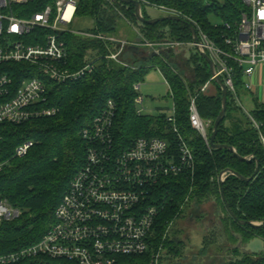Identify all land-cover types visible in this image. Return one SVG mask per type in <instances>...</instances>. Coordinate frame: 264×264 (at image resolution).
Returning a JSON list of instances; mask_svg holds the SVG:
<instances>
[{"label": "trees", "instance_id": "1", "mask_svg": "<svg viewBox=\"0 0 264 264\" xmlns=\"http://www.w3.org/2000/svg\"><path fill=\"white\" fill-rule=\"evenodd\" d=\"M146 1L173 7L191 16L219 44L224 42L223 23L229 22L235 26L241 19L242 11L247 9L243 0H212V4H206L203 0ZM55 2L34 0L12 4L10 10L17 16L29 18L48 5L55 6ZM144 4V16L152 18L144 10ZM211 15L218 18V22H212ZM75 16L92 20V27L81 31L93 35L71 31L60 33L68 50L67 65L71 70H78L93 62V71L72 82L46 81L48 98L42 107H54L56 114L22 124H0V161L6 162L0 172V197L20 212L16 218L0 221V253L33 244L51 228L57 206L86 161L88 143L82 136V130L103 111L107 101L113 99L118 106L113 133L116 142L123 148L130 146L136 138L157 136L167 139L176 152L178 136L173 129L176 125L195 156L193 172L162 181L154 198L163 202L165 208L155 222L150 249L145 255L127 256L131 264H150L152 254L160 247L164 249L165 264H180L177 259L183 256L184 241L177 235L170 237V232L165 238L164 235L170 230L169 225L180 219L192 203L200 204L211 198L216 200L221 214L220 235L227 242L239 243L231 250L233 258L221 264H264V251L251 253L242 249L254 237L264 239V226L242 225L232 217L223 200L219 178L220 173L228 168L251 177L258 159L260 170L250 181L228 175L223 182V191L239 220L264 221V142L261 138V135L264 136V104L246 112L228 92L226 116L219 125L215 139L216 143L235 147L241 156L253 157L251 160H240L229 149L211 148L189 122L191 95H197L202 118L212 122L210 136L222 109V89L217 84L215 93L201 90L212 74L208 61L199 51L193 48V56L184 64L194 70V76L188 78L185 69L173 60L176 57L173 49L154 53L149 47L140 45L143 53L139 54L130 51L128 45L115 60L109 55L117 51L116 43L98 37L119 36V24L125 21L139 29L140 37L136 34L139 44L190 42L193 35L187 20L141 23L135 14V5L120 0H78ZM50 32L49 29L36 27L30 38ZM29 41L36 43V40ZM128 41H132V38H128ZM11 67L17 71L11 73L16 76V82L31 76L21 74L25 69H30L28 63H15ZM154 68L164 74L170 85L175 122L169 121L166 114L150 115L138 111L135 99L139 93L135 85L142 83L146 74ZM235 85L237 90L244 86L241 68L236 69ZM26 140H32L34 145L26 155L16 156V147ZM50 261L52 264H79L61 258H51Z\"/></svg>", "mask_w": 264, "mask_h": 264}, {"label": "built area", "instance_id": "2", "mask_svg": "<svg viewBox=\"0 0 264 264\" xmlns=\"http://www.w3.org/2000/svg\"><path fill=\"white\" fill-rule=\"evenodd\" d=\"M30 1L34 0H0V124H22L56 114V108L42 107L48 98L46 81L72 82L94 69V63L89 62L78 70H71L67 65V46L60 38L64 31L93 35L69 27L76 18L78 0H56L55 6L48 5L29 18L17 16L10 10L12 4ZM139 1L165 15L179 16L196 27L198 41L192 40L189 44L199 52L208 53L213 60L215 74L211 75L210 82L220 77L241 105L235 85L236 69H242L244 86L251 89L248 78L264 62V0H243L247 9L242 11L240 21L235 26L224 22L221 27L223 44L210 38L191 16L182 11ZM203 1L212 4V0ZM70 7L72 10L67 15ZM36 27L51 32L30 38ZM98 37L116 43L117 51L109 55L115 60L126 46L133 44L114 36ZM31 39L36 43H31ZM134 44L147 46L154 53L162 50L160 43ZM163 44L167 49L182 45L178 41ZM15 63H28L30 69L21 74L31 76L16 82V76L11 74L17 72L11 67ZM209 83L201 90L205 91ZM139 87L135 85L136 90ZM135 102L143 105L144 97L138 95ZM117 111V103L109 99L103 111L82 130L88 143L86 161L57 206L51 228L33 244L0 253V264H52L51 258L79 264H131L127 256L145 255L149 251L155 222L165 208L163 202L154 198L155 193L164 179L193 172L195 156L176 125L173 128L178 136L176 152L167 139L157 136L136 138L130 146L123 148L113 133ZM138 111L142 113L140 108ZM168 120L175 122L174 112ZM189 122L210 145L212 122L202 118L197 95L190 96ZM254 123L259 128L258 123ZM261 138L264 142L263 135ZM33 145L32 140H26L16 147L15 155H26ZM5 164L0 161V172ZM19 214V210L0 197V221L16 218ZM163 250L160 247L152 254L150 264H165Z\"/></svg>", "mask_w": 264, "mask_h": 264}, {"label": "rangeland", "instance_id": "3", "mask_svg": "<svg viewBox=\"0 0 264 264\" xmlns=\"http://www.w3.org/2000/svg\"><path fill=\"white\" fill-rule=\"evenodd\" d=\"M143 8L151 16H165L162 11L147 4H144ZM211 20L212 22H218L219 19L211 15ZM92 24V20L89 18L76 17L69 27L74 30H84L90 29ZM119 29V36L134 38L136 34H138V37H140L139 29L129 22H120ZM165 42L172 41L160 42L162 49H167L166 45L163 44ZM178 42H181L182 45L174 46V48H172L175 51L174 55L176 56L173 60L177 61L182 69H185L186 76L190 78L194 76V70L187 68L184 64L191 59L194 50L188 41ZM209 82L210 80L207 83ZM209 85L203 92H208ZM238 90L240 92V88H238ZM138 93L144 97L143 105H137V108H140L143 114L169 115L174 112V101L171 95L170 86L167 83L164 74L158 68L151 69L146 74L144 81L140 84ZM241 99L244 104V109L249 112L252 111L253 108L244 100L243 96H241ZM250 119L253 122L251 117ZM220 216L221 214L219 212L218 204L215 199L211 198L200 204H195V202L192 203L191 207L186 210L185 214L171 225L169 230L170 237L177 235L185 244L183 256L177 259V263L221 264L226 260L233 258L231 250L239 243L233 244L227 242L225 238H222L219 232Z\"/></svg>", "mask_w": 264, "mask_h": 264}, {"label": "water", "instance_id": "4", "mask_svg": "<svg viewBox=\"0 0 264 264\" xmlns=\"http://www.w3.org/2000/svg\"><path fill=\"white\" fill-rule=\"evenodd\" d=\"M123 3H132L135 5V14L137 19L141 22V23H148V24H155L158 23L160 21H164V20H176V21H185L183 18L176 16V15H165V16H158V17H152V18H146L143 14V9H142V3L139 0H120ZM191 28L192 31V35H193V42L198 41V34H197V30L196 27L191 24L190 22H187ZM129 50L133 51L135 53H139L142 54L143 50H141L139 48L138 45L135 44H131L129 46ZM202 54V56L208 61L209 65H210V70H211V74L214 75L215 74V65L213 60L211 59V57L208 55V53L206 52H200ZM215 81L219 84L220 88L222 89V109L218 115V117L216 118L213 128H212V133L210 136V146L211 148H225V149H229L230 151H232L240 160L243 161H249L251 160L253 157H245V156H241L239 155V153L237 152L236 148L228 145V144H219L215 142L218 130H219V125L221 123V121L225 118L226 116V112H227V102H228V89L226 87V85L224 84V82L222 81V79L220 77H216ZM260 170V161L257 159V164H256V169L255 172L253 174V176L251 177H246L244 175H242L240 172L228 168L225 169L224 171H222L220 173V181H221V187H222V196H223V200L225 202L226 208L229 211V213L232 215V217L234 219H236L237 221H239L240 224L245 225H251L252 227H262L264 226V221L263 222H256V221H245V220H239L237 218V216L235 215V213L232 211L231 207L229 206L227 199L224 195V191H223V182L225 181L226 177L228 175H235L238 178L244 180V181H250ZM242 249L246 252H251V253H259L261 251H264V239H262L261 237H254L251 240H249L243 247Z\"/></svg>", "mask_w": 264, "mask_h": 264}, {"label": "crops", "instance_id": "5", "mask_svg": "<svg viewBox=\"0 0 264 264\" xmlns=\"http://www.w3.org/2000/svg\"><path fill=\"white\" fill-rule=\"evenodd\" d=\"M153 17H156V16H153ZM114 37H116V36H114ZM123 37L124 36H117L116 38L128 41V37H126V36L124 38ZM136 38H137V36H135L134 39L132 38V41H128V42L133 43V44L137 43ZM138 46L141 47L140 45H138ZM248 81L251 83L252 88L247 89L245 86L240 87V92L238 90L239 102H240L241 106L244 108V104H243V101L241 99V96H243L244 100L250 105V107L255 109L257 107V105L264 104V62L260 63L255 68L254 73L248 78ZM140 84H136V85L140 86ZM216 84L219 86V84L216 81L210 83L209 88H208V92L210 94L215 93L217 91ZM139 89H140V87H139ZM245 111L249 112L247 110H245ZM172 114H169L168 116H170Z\"/></svg>", "mask_w": 264, "mask_h": 264}, {"label": "bare ground", "instance_id": "6", "mask_svg": "<svg viewBox=\"0 0 264 264\" xmlns=\"http://www.w3.org/2000/svg\"><path fill=\"white\" fill-rule=\"evenodd\" d=\"M71 10H72V8L70 7V8H69V10H68V14H67V15H69V14H70Z\"/></svg>", "mask_w": 264, "mask_h": 264}]
</instances>
